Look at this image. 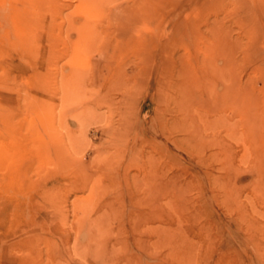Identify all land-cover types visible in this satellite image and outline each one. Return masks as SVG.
<instances>
[{
    "label": "rangeland",
    "instance_id": "obj_1",
    "mask_svg": "<svg viewBox=\"0 0 264 264\" xmlns=\"http://www.w3.org/2000/svg\"><path fill=\"white\" fill-rule=\"evenodd\" d=\"M151 1L0 0V264H264V0Z\"/></svg>",
    "mask_w": 264,
    "mask_h": 264
},
{
    "label": "bare ground",
    "instance_id": "obj_2",
    "mask_svg": "<svg viewBox=\"0 0 264 264\" xmlns=\"http://www.w3.org/2000/svg\"><path fill=\"white\" fill-rule=\"evenodd\" d=\"M28 1V0H27ZM43 1V0H42ZM49 1V0H48ZM70 1V0H69ZM78 2H79V4H81V6H83V5H85L86 3H90V2H92V1H94V6H96V9L97 8H99V6H100V17L102 18H108V20H110V18H111V16L113 17V14H114V12H116L119 8H124L125 7V12H126V10H127V14H128V18H129V20H130V22L132 23L133 21H135L134 19H137V15H138V13L139 12H141L142 10H147L146 8H144L143 6L145 5V4H143L142 5V3H143V0H130V1H133V4H135L136 6L135 7H133L132 8V6H128L127 5V7L126 6H113L112 7V11H111V9H109L110 7L108 6L109 4H111V3H113V2H115V1H118V0H77ZM141 1V2H140ZM151 0H144V2L145 3H147V2H150ZM154 1V0H153ZM157 1V0H156ZM160 1V0H159ZM166 1V0H165ZM212 1V0H211ZM37 2V1H36ZM39 2H40V0H39ZM152 2V1H151ZM210 2V1H209ZM38 3V2H37ZM167 4H168V2H166ZM48 4V3H47ZM126 4V3H125ZM161 4H163V1H162V3ZM209 4V3H208ZM30 5V4H29ZM39 5V4H38ZM37 5V6H38ZM42 5V4H41ZM44 5V4H43ZM42 5V6H43ZM114 5H115V3H114ZM166 5V4H165ZM213 5V4H212ZM212 5L210 6V5H208V6H210V7H212ZM26 6H28V5H26ZM86 6V5H85ZM88 6V5H87ZM91 6V5H90ZM89 6V7H90ZM92 6H93V3H92ZM93 6V7H94ZM149 6V5H148ZM154 6V5H153ZM31 7V6H30ZM29 7V8H30ZM33 7H34V5H33ZM89 7H88V9H89ZM143 7V8H142ZM24 8V7H23ZM28 8V7H27ZM28 8V9H29ZM78 8H82V7H78ZM84 8V7H83ZM154 8V7H153ZM161 8V7H160ZM165 8V7H164ZM223 8H225L224 6H223ZM36 9V8H35ZM42 9V8H41ZM48 9V8H47ZM152 9V8H151ZM150 9V10H151ZM227 9V8H226ZM225 9V10H226ZM33 10V9H32ZM31 10V11H32ZM78 10V9H77ZM120 10V9H119ZM164 10V9H163ZM162 10V11H163ZM222 11H223V9H221ZM21 11V10H20ZM29 11V10H28ZM43 11H44V9H43ZM106 11V12H105ZM148 11V10H147ZM153 11V10H152ZM30 12V11H29ZM28 12V14H30V13H32V12H30L29 13ZM35 12V11H34ZM111 12V13H110ZM151 11H149L148 13H150ZM44 13V12H43ZM92 13V12H91ZM122 13V12H121ZM120 13V14H121ZM142 13V12H141ZM141 13L139 14V16L141 17ZM144 13H146V12H143V16L144 15H146V14H144ZM45 14V13H44ZM119 14V15H120ZM152 14V13H151ZM151 14H149L150 16H151ZM155 14V13H154ZM153 14V15H154ZM163 14V13H162ZM20 15V14H19ZM22 15V14H21ZM85 15V14H84ZM26 16V15H25ZM30 16V15H29ZM125 16V15H124ZM123 16V17H124ZM150 16H148L149 18H150ZM121 17V16H120ZM126 17H127V15H126ZM147 17V16H146ZM153 17V16H152ZM151 17V18H152ZM101 18H100V22L101 21H106V20H104L103 18H102V20H101ZM145 18V17H144ZM88 19V18H87ZM141 19V18H140ZM143 19V18H142ZM146 19V18H145ZM145 19H144V21L143 22H145ZM137 20H139V18L137 19ZM147 20H148V18H147ZM146 20V21H147ZM112 22H113V18H112ZM124 23H126V22H124ZM136 24V23H135ZM140 24V23H139ZM131 25V24H130ZM122 26H124V25H122ZM135 31V30H134ZM126 33H128V32H126ZM135 34V33H134ZM132 35V34H131ZM128 38H130V36L128 37ZM130 40V39H129Z\"/></svg>",
    "mask_w": 264,
    "mask_h": 264
}]
</instances>
